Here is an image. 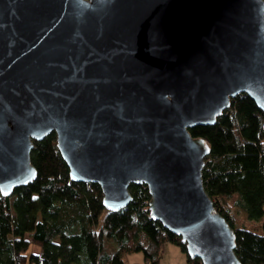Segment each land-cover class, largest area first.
<instances>
[{"label": "water", "instance_id": "1", "mask_svg": "<svg viewBox=\"0 0 264 264\" xmlns=\"http://www.w3.org/2000/svg\"><path fill=\"white\" fill-rule=\"evenodd\" d=\"M238 93L264 112V0H0V193L33 181L32 139L53 131L106 210L143 183L186 255L240 264L188 132Z\"/></svg>", "mask_w": 264, "mask_h": 264}, {"label": "trees", "instance_id": "2", "mask_svg": "<svg viewBox=\"0 0 264 264\" xmlns=\"http://www.w3.org/2000/svg\"><path fill=\"white\" fill-rule=\"evenodd\" d=\"M188 132L208 143L202 186L234 231L237 260L264 264V112L238 93L214 123ZM54 138L51 131L32 139L33 181L9 196L0 193V264H137L125 262L133 251L155 264L167 241L185 252L178 237L149 216L145 184L130 183V202L106 210L98 184L69 178ZM248 221L259 224L254 229Z\"/></svg>", "mask_w": 264, "mask_h": 264}, {"label": "rangeland", "instance_id": "3", "mask_svg": "<svg viewBox=\"0 0 264 264\" xmlns=\"http://www.w3.org/2000/svg\"><path fill=\"white\" fill-rule=\"evenodd\" d=\"M264 208V203H263ZM239 218L242 217L241 213L236 211ZM252 228L256 229L255 225H251ZM31 248L35 251L37 249V245H32ZM160 256L157 259L155 264H189L186 262L185 253H183L177 244L172 242H165L162 246ZM125 262L133 263L136 262L137 264H146L143 262L142 255L138 251H133V253L125 254Z\"/></svg>", "mask_w": 264, "mask_h": 264}, {"label": "crops", "instance_id": "4", "mask_svg": "<svg viewBox=\"0 0 264 264\" xmlns=\"http://www.w3.org/2000/svg\"><path fill=\"white\" fill-rule=\"evenodd\" d=\"M264 203V202H263ZM249 222V221H248ZM251 225H255L256 226V228H257V226H258V224H259V222H257V221H251V222H249Z\"/></svg>", "mask_w": 264, "mask_h": 264}, {"label": "built area", "instance_id": "5", "mask_svg": "<svg viewBox=\"0 0 264 264\" xmlns=\"http://www.w3.org/2000/svg\"><path fill=\"white\" fill-rule=\"evenodd\" d=\"M206 156V155H205Z\"/></svg>", "mask_w": 264, "mask_h": 264}]
</instances>
